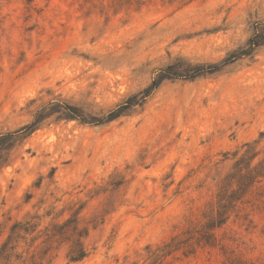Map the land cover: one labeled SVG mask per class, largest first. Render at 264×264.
<instances>
[{
  "label": "rangeland",
  "instance_id": "rangeland-1",
  "mask_svg": "<svg viewBox=\"0 0 264 264\" xmlns=\"http://www.w3.org/2000/svg\"><path fill=\"white\" fill-rule=\"evenodd\" d=\"M263 24L264 0H0V133L50 101L106 113L179 61L219 64ZM251 160L244 183L264 176V45L163 81L112 122L23 138L0 164V244L18 223L37 227V264H264V178L221 202ZM77 243L87 256L69 263Z\"/></svg>",
  "mask_w": 264,
  "mask_h": 264
},
{
  "label": "trees",
  "instance_id": "trees-1",
  "mask_svg": "<svg viewBox=\"0 0 264 264\" xmlns=\"http://www.w3.org/2000/svg\"><path fill=\"white\" fill-rule=\"evenodd\" d=\"M264 25V24H263ZM264 45V33L258 32L256 29L252 36L247 40L243 47H239L232 54L228 55L219 64L210 65H190L184 62H177L168 66L165 70L152 79L150 85L138 94L129 97L123 104L116 106L114 109L107 111L106 113H85L82 109L77 108L71 104L62 101H50L41 106L32 116V120L13 132L0 133V164L3 163L5 157L10 151L23 140L26 136L36 131L41 125L47 121L52 123H59L61 121H77L82 125L98 126L105 123L112 122L119 117L125 115V113L136 107L142 106L149 96L161 85L165 80H193L197 77L206 74H213L217 72L222 66H226L229 63L243 57L251 56L256 49ZM254 158V157H253ZM253 160V159H252ZM252 160L248 164L247 176H244L245 181L236 184L237 190L231 192L230 195H224L221 199L227 204L239 201L242 195L235 197L236 192L241 191L244 188L243 194H246L250 189L261 184L263 175H257L254 179L248 183V175L255 173L256 166H251ZM246 190V191H245ZM226 204L220 205V209L217 212L218 227L223 224L227 217L223 218L221 209H224ZM37 227H20V224L16 223L9 228L5 239L0 244V264H37L34 256V250L37 248L35 245L39 236H37ZM205 237V235L203 236ZM29 239L30 244L27 243ZM180 243L174 244V239L170 244L166 245V254L172 251L178 250ZM87 256L86 250L80 243H77L75 247L71 248L67 260L69 263L81 262Z\"/></svg>",
  "mask_w": 264,
  "mask_h": 264
}]
</instances>
